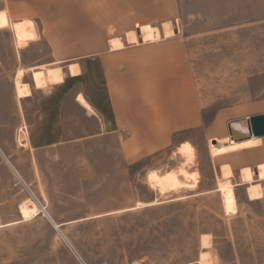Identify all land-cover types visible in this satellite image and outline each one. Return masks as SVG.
Segmentation results:
<instances>
[{
  "label": "rangeland",
  "instance_id": "374dc122",
  "mask_svg": "<svg viewBox=\"0 0 264 264\" xmlns=\"http://www.w3.org/2000/svg\"><path fill=\"white\" fill-rule=\"evenodd\" d=\"M177 7L174 34L186 41L203 113L213 121L134 161L125 160L116 137L56 148L29 176L49 215L24 219L20 205L32 197L0 169L8 184L0 193V264H264V180L255 172L264 137L228 154L210 151L214 137L229 136L230 120L264 113V0H177ZM18 14L0 10V81L8 83L19 69L29 68L22 80L33 81L32 68L56 66L46 65L51 50L32 19L19 21L36 34L17 44ZM183 144L193 153L187 165L175 153ZM226 163L237 198L230 214L217 190ZM183 166L179 192L156 180ZM244 166L262 198H250Z\"/></svg>",
  "mask_w": 264,
  "mask_h": 264
},
{
  "label": "crops",
  "instance_id": "0c3cea01",
  "mask_svg": "<svg viewBox=\"0 0 264 264\" xmlns=\"http://www.w3.org/2000/svg\"><path fill=\"white\" fill-rule=\"evenodd\" d=\"M1 4L0 10L20 13L15 21L35 22L39 39L51 50L46 65H56L47 69L58 68L63 74L62 81L45 87L22 80L30 84L26 96H19L16 79L0 81V169L13 176L16 185L18 180L23 183L30 195L35 193L29 176L56 148L116 137L125 160L134 161L169 148L204 125L187 44L174 34L171 22L178 14L177 0ZM30 99L34 107L24 104ZM5 185L0 178V193Z\"/></svg>",
  "mask_w": 264,
  "mask_h": 264
},
{
  "label": "bare ground",
  "instance_id": "6f19581e",
  "mask_svg": "<svg viewBox=\"0 0 264 264\" xmlns=\"http://www.w3.org/2000/svg\"><path fill=\"white\" fill-rule=\"evenodd\" d=\"M13 29L17 44L19 46H22L24 43H26L30 35L36 34L35 28L34 30L32 29L33 31L29 33L23 26L22 22L20 21L13 23ZM147 37L150 38V35L145 36V38ZM115 43L114 45L113 44L112 45L116 47L118 44ZM23 75H24V70L20 69L17 73V77L15 78L16 88L19 96L30 95L31 93L30 84L22 81ZM31 75L33 77L32 80H34L37 87H45L49 82H59L62 81L63 79L62 71L58 68H49V69L46 68L44 70L43 68L34 67L32 68ZM79 99L84 105L89 107V104L82 96H79ZM232 130L235 137L238 140H234L230 138V135L218 139H213V142H211L210 145V151L213 156L224 155L226 153L238 149L257 146L261 140V138L259 137H254V136L248 138L246 137L248 134L246 117L238 118L236 123H233ZM240 138H242V140H240ZM175 153L182 155V157L185 159L184 161L185 165L189 163L191 156L193 155L192 149L188 144H183L178 146L176 148ZM187 169L183 166L179 170L178 169L169 170L163 175H161L159 178L156 177L157 178L156 180H158V183L160 185L168 184L173 192H179L180 190L185 188V184L181 176H185L188 174ZM251 169L249 167L243 168L241 172L242 173L241 178L243 182L249 183L247 187V191L249 193L250 198L259 199L262 198L263 196V189L260 183L252 182L253 172ZM257 172L260 178L264 180V165H259ZM223 174L226 178L220 179L218 181L217 190L220 191L222 194L223 206L226 213L228 214L235 213L237 211V198L235 195L234 183L230 178H228L232 174V170L229 165L223 166ZM141 205H143V203L139 202L138 206ZM20 213L24 219H30L40 214V207L32 199H28L26 201L24 200V202L20 205ZM47 215H49L48 211H47ZM56 226L58 227V225Z\"/></svg>",
  "mask_w": 264,
  "mask_h": 264
},
{
  "label": "water",
  "instance_id": "95a60500",
  "mask_svg": "<svg viewBox=\"0 0 264 264\" xmlns=\"http://www.w3.org/2000/svg\"><path fill=\"white\" fill-rule=\"evenodd\" d=\"M247 119V130H248V134H247V138L248 137H259L262 138L264 137V113H257V114H253L250 116L246 117ZM237 119H233L230 120L228 122V131H229V135L230 138L234 139V140H238L232 130V125L233 123H236ZM240 140H242V138H240ZM256 174L257 169H255Z\"/></svg>",
  "mask_w": 264,
  "mask_h": 264
},
{
  "label": "built area",
  "instance_id": "2783aa9c",
  "mask_svg": "<svg viewBox=\"0 0 264 264\" xmlns=\"http://www.w3.org/2000/svg\"><path fill=\"white\" fill-rule=\"evenodd\" d=\"M23 133L25 132V129L22 131ZM31 199L37 203V205L40 207L41 213H46L47 214V208L46 206L43 205V203L39 200V198H37L36 195H34L33 193H31Z\"/></svg>",
  "mask_w": 264,
  "mask_h": 264
},
{
  "label": "trees",
  "instance_id": "16d2710c",
  "mask_svg": "<svg viewBox=\"0 0 264 264\" xmlns=\"http://www.w3.org/2000/svg\"><path fill=\"white\" fill-rule=\"evenodd\" d=\"M214 118H215L214 115L208 118V117H206V115L203 113V119H204V124H205V125H209V124L213 121Z\"/></svg>",
  "mask_w": 264,
  "mask_h": 264
}]
</instances>
